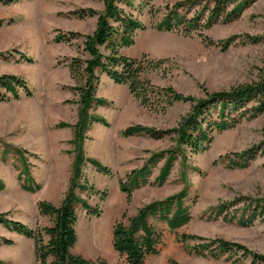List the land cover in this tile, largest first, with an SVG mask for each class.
<instances>
[{"label":"rangeland","instance_id":"rangeland-1","mask_svg":"<svg viewBox=\"0 0 264 264\" xmlns=\"http://www.w3.org/2000/svg\"><path fill=\"white\" fill-rule=\"evenodd\" d=\"M178 1L182 0H153L143 10L145 0H133L131 8L121 4L148 29L138 32L135 44L120 52L145 62L164 60L161 68L147 74L154 85L173 88L186 98L199 100L208 93L252 84L264 75V0H254L238 21L218 24L204 32L215 42L236 37V42L226 51L207 46L198 35L186 37L152 28L161 21L164 11L153 17L152 8L164 9ZM81 8L98 13L105 9L101 0H21L8 6L0 4V20L4 21L0 28V54H4L0 57V75L21 77L33 92L32 97L22 94L20 100L0 103V179L6 186L0 192V213H8L10 219L35 230L53 226L50 217L40 215L39 202L61 205L71 180L74 154L69 153L73 152L69 142L74 131L58 129L56 125L77 122L78 96L70 89L76 83L67 65L74 57L88 55L83 51V38L69 44H56L53 40L58 31L83 35L95 31L97 17L80 20L70 15ZM99 76L97 96L109 104L97 108L95 113L107 119L110 127L93 125L87 133L85 152L111 168L113 176L103 175L91 165L85 166L82 182L93 190L77 191V194L100 214L91 215L81 205L76 207L78 242L73 254L94 262L128 264L114 249L115 225L128 224L139 208L187 188L186 204L191 207V222L177 231H171L165 223H154L162 234V243L159 254L149 257L145 264H252L241 254L220 260L196 256L191 248L197 242L183 244L179 240L182 235L222 238L264 255V218L244 228L211 217L212 208L222 202L243 197L264 199V153L247 169H231L227 163L214 164L222 156L261 145L264 114L244 120L228 132L215 134L206 152H187L179 157L163 187H144L134 193L129 204L119 180H126L153 153L175 147V139L125 138L121 132L136 124L159 130L177 128L193 104L190 100L180 101L165 113H156L142 107L127 86L115 84L106 74L99 73ZM6 146L26 151L32 175L42 187L39 192L31 194L22 190L18 182L22 162L13 151L4 160L2 153ZM161 166L162 163L152 181ZM0 237L14 242L0 245V260L4 264H39L33 239L9 232L3 226H0ZM44 238L48 241V237Z\"/></svg>","mask_w":264,"mask_h":264},{"label":"trees","instance_id":"trees-1","mask_svg":"<svg viewBox=\"0 0 264 264\" xmlns=\"http://www.w3.org/2000/svg\"><path fill=\"white\" fill-rule=\"evenodd\" d=\"M21 0H0L5 6L16 4ZM104 11L78 9L70 13L80 20L97 17L95 31L90 35L78 32L58 31L54 37L56 44H69L76 39L83 38V51L87 58L81 56L70 60L67 67L76 86L71 91L78 96V119L75 125L61 122L58 129L72 128L73 139L69 142L73 146L74 162L68 191L61 205L41 201L38 204L41 216H48L53 226L35 230L29 225L10 219L8 213H0V226L9 232L16 233L35 241V253L39 264H107L105 261H90L80 255L73 254L78 242L76 224L78 221L76 207L81 205L89 214L98 216L97 208H93L87 200L78 196L77 191L90 192L93 188L83 183V170L91 165L99 173L112 177L111 168L100 161L90 158L85 152L87 133L95 124L110 127V123L103 116L95 113L99 107H106L109 102L97 96L100 82L99 73L106 74L115 84L127 86L130 94L140 105L153 112L165 113L180 101L192 102L191 111L183 118L177 128L159 130L140 124L126 127L121 135L125 138L148 137L161 141L166 138L175 139V147L153 153L141 168L132 170L126 180L120 179L121 192L126 195L130 204L134 193L147 186L163 187L179 157L187 152L200 154L206 152L214 141L215 134H221L235 129L244 120H252L264 114V75L257 82L231 88L229 91L208 93L199 100L186 98L173 88L156 86L147 74L161 68L164 60L143 61L131 59L121 54L123 48H130L135 44L138 32L148 29L141 20L127 13L121 4L133 7V0H101ZM153 0H145L142 10ZM254 0H182L168 4L164 9L153 7V17L163 11V18L152 26L158 32L180 33L186 37L198 35L207 46H218L224 51L235 42L236 37L215 42L205 35L206 30L218 24H230L238 21ZM4 21L0 20V28ZM4 54H0L2 57ZM31 61L29 58H25ZM22 94L32 97L33 92L28 83L16 75H0V103L20 100ZM216 115V117H215ZM11 151L18 155L22 162L18 182L25 192L35 194L42 187L34 179L30 164L25 156L26 151L6 146L3 159L6 160ZM264 153V142L253 146L241 153H230L220 157L214 164L227 163L231 169H247ZM158 176L152 181V176L159 165ZM6 189L0 179V192ZM104 195H107L104 192ZM189 197L187 188L164 199L155 200L138 209L129 219L128 224L119 222L113 230V246L117 253L125 257L128 264H145L152 256L159 254L162 234L154 223H165L171 231H177L191 220V207L186 204ZM211 217L222 219L225 223L236 224L248 228L261 218H264V199L238 198L218 204L211 210ZM48 237V241L44 237ZM181 243L197 242L191 251L199 257L220 260L224 256L232 257L241 254L250 259L252 264H264V255L257 254L245 246L224 240L222 238L206 239L196 235H182ZM13 241L0 237V245H13ZM51 262L49 263V261ZM0 264H4L0 260Z\"/></svg>","mask_w":264,"mask_h":264}]
</instances>
